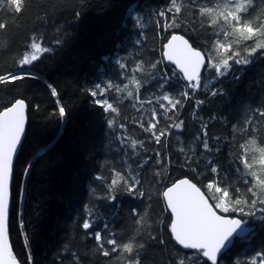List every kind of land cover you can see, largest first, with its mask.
I'll return each instance as SVG.
<instances>
[{"label":"trees","instance_id":"1","mask_svg":"<svg viewBox=\"0 0 264 264\" xmlns=\"http://www.w3.org/2000/svg\"><path fill=\"white\" fill-rule=\"evenodd\" d=\"M222 2L195 0L193 4V0H177L181 12L168 13L175 23L167 31L156 24L157 19L164 18L152 14L166 10L170 0H24L22 12L15 14L0 4L3 9L0 21L7 25L0 30V75L18 71V61L26 49L30 50L33 38L41 41L42 47L53 49L38 53L40 58L26 66L32 78L0 83V111L23 99L29 112L26 137L15 164L9 222L11 244L21 264H28L29 254L32 264H75L72 252L79 256L80 264H108L111 258L100 254L95 241L81 227L84 204H89L98 216L107 215L109 208L117 209L115 228L124 242L133 243V252L126 254L129 258L138 256L141 264H181V261L202 264L205 258L196 255V251L186 252L175 243L170 231L172 215L163 192L188 178L215 204L221 194L215 192V187L208 189L209 182L227 189L231 198L237 195V187H247L243 183L245 177L236 168L246 171L239 160L244 154L241 145L247 149L250 161L259 156L257 149L264 146V117L255 112L256 108L264 107V56L257 53L250 64L233 65L231 72L220 79L215 78L214 70H205L201 89L192 99L185 100L184 107L175 114L173 122L184 121L182 131L170 129L160 143L140 124L147 127L151 110L157 113L163 110L155 100L151 104L138 103L137 97L144 101L150 92H157V81L152 79L157 71L171 76L176 69L163 55L172 35L186 36L204 52L214 47L216 39L223 43L234 39L224 37V31L230 29L223 25L222 19L215 25L211 23L216 13L211 16L199 13V8H215ZM247 15L264 16V0H253ZM137 16L141 17L142 27L133 28ZM140 31L145 34L143 43L136 45ZM56 40L62 43L57 45ZM245 43L252 41L241 42L240 47ZM117 45L122 47L118 49ZM116 52L130 67L141 59L145 61L144 70L128 73L135 75L139 88L136 83L121 81L118 66L104 59ZM151 63H156L155 69ZM106 76L115 77V83L121 85L128 83L122 91L113 89L108 93L119 115L105 114L91 103L89 85ZM205 83L219 94L210 95ZM186 84L184 79L173 78L165 91L175 95ZM48 85L54 86L59 95L53 97ZM184 90L193 93L190 88ZM129 91L133 93L131 98L127 96ZM197 99L204 101L198 108ZM60 106L66 109L63 118L59 115ZM105 115L115 117L114 127L118 130L119 124L127 127L123 145L126 159L121 157L120 141L109 135ZM249 118L252 123L245 126ZM165 123L168 122L161 119V124ZM204 125L212 152L202 148ZM198 135L200 140L195 139ZM132 140L137 141L135 149ZM206 156L212 164L204 167ZM143 160L148 163L139 168ZM212 166L217 167L216 173L211 172ZM113 167L125 175L140 172L144 197L127 194L121 181L114 204L97 200L89 190L92 177L99 172L108 176L110 182ZM133 208L143 215V223L135 222L136 218L130 214ZM242 218L254 227V237L250 241L237 240L219 264H250L253 258L260 264L261 256L257 254L264 251V222ZM96 227H100L99 221ZM140 244L143 246L139 247ZM113 264L121 261L115 260Z\"/></svg>","mask_w":264,"mask_h":264},{"label":"snow or ice","instance_id":"2","mask_svg":"<svg viewBox=\"0 0 264 264\" xmlns=\"http://www.w3.org/2000/svg\"><path fill=\"white\" fill-rule=\"evenodd\" d=\"M0 4L6 5L10 14H15L22 12L24 0H0ZM193 4H195V0H193ZM252 5L253 0H223L222 4H218L215 8H199L201 16H211L216 13L215 18L211 19L213 25L222 19L223 25L230 29V31H224V37L234 38L228 43L216 39L212 49L202 52L194 49L188 40L182 36L172 35L168 40L164 55L170 63L176 65L179 73H183V77L179 76L176 69L172 70L171 76L166 72L157 71L152 77L153 80L157 81V92H150L144 101H140L137 97L138 103L151 104L155 100L159 103V108L163 110L159 113L155 109L151 110L147 127H144L143 123L140 124L145 132L152 134L157 143H160L161 138L169 134V130L172 128L182 131L184 121L173 122L175 114L184 107L185 100L192 99L195 92L201 89V69L205 68V56H208V68L205 70H214L216 79H220L231 72L233 65L246 66L250 64L252 62L251 58L256 56L257 53L264 56V16H248L247 13ZM2 11L3 9L0 8V12ZM173 11L175 13L181 12V8L177 6V0H170V6L166 10L153 13L154 16L164 18L163 21L156 20L157 26H163L165 31L173 26L175 18L168 16V13ZM140 21L141 17L137 16L133 21V28L142 27ZM6 27V23L0 21V30ZM125 27H127V24H125ZM144 35V32L140 31L134 43L136 45L142 44ZM247 41H252V43H245L241 48V42ZM55 43L59 45L62 41L56 40ZM120 47L122 45H117L118 49ZM51 51H53L51 47H42L41 41L33 38L30 43V50L26 49L25 54L18 61V71L0 75V83L8 84L17 80L32 78L33 74L25 70L26 66H31L33 62L40 58L38 53H49ZM104 59L110 64L118 66L121 81L136 83L139 88V81L136 80L135 75L129 76L128 73L144 70L142 66L145 61L143 59L133 67H130L124 61L119 52ZM150 66L155 69L156 63H151ZM173 78L177 80L184 79L188 83L183 85L175 95H170L165 89ZM115 79V77L106 76L93 80L89 85L88 94L92 98L91 103L99 107L105 114L111 112L119 115V109L114 106V102L110 100L108 93L113 89L120 92L128 87V83L121 85L115 83ZM48 87L53 97L59 95L54 86L48 85ZM188 88L193 90L192 95L184 90ZM204 88L212 96L219 94L215 88H210L207 83L204 84ZM132 95L131 91L127 93L129 98ZM181 96L184 98L183 100L179 98ZM161 101L167 102V104ZM195 103L198 108L204 101L197 99ZM135 106L133 104V107ZM25 107V101L17 99L11 107L0 111V264H20L9 243V211L13 159L24 133ZM169 112H172L173 115L169 116ZM255 112L258 113L259 117H264V107L256 108ZM59 115L62 118L66 115V109L63 106L59 107ZM161 119L168 123L161 124ZM105 120L109 135L120 141L121 157L126 159L127 153L123 150L124 139L127 138L126 125L119 124L118 128L123 130L120 131L117 127H114V116L105 115ZM251 123V118H249L246 120L245 126ZM158 125L160 126L158 127ZM233 127L236 126L233 125ZM203 128L202 148L205 152H212L214 149L210 147L207 139V125H204ZM177 139H180V137H177ZM195 139L200 140V136L198 135ZM140 143L142 144L143 141H140ZM136 144L137 141L132 140L131 146L133 149H135ZM241 148H244V154L240 156L239 160L246 171H242L239 166H237L236 171L245 177L243 183L247 187H237L235 198L230 197L227 189L216 186L214 181L209 182L207 188L213 189L215 187V192L221 194L215 204H210L200 188L187 179L180 180L163 192L167 207L172 214L170 231L175 241L184 249H193L196 251V255L205 258L202 264H209V262L210 264H218V258L224 252H227L237 240L243 242L247 239L250 241L254 237V227L242 217H253L264 222V146L257 149L259 156L254 157L251 161L248 159L245 146L241 145ZM215 151H219V149L216 148ZM156 155L159 157L158 152ZM204 159L206 161L204 167L212 164L210 157L206 156ZM147 163V160H143L138 167L143 168ZM210 170L212 173H216L217 167L212 166ZM110 172V182L108 176L99 172L92 177L93 184H90L89 190L97 200H105L108 204H114L117 200V187L121 184V181H123V188L127 194L134 198L144 197L145 193L141 186L140 172L135 175L129 172L125 175L123 171L117 170L115 167L111 168ZM95 207L99 208L100 206L96 205ZM90 208L89 204L84 205L85 218L81 227L85 235L95 241L94 246L100 250V254L103 257L111 258L108 264H113L115 260L121 261V264H141L138 256L134 258L126 256V254L133 252V243L124 242L115 228V221L118 219L117 209L114 207L109 208L107 215L101 214L98 216ZM217 209L220 212H232L235 215H221L218 214ZM130 214L136 218L135 222L137 224L144 222L143 215L136 208H133ZM98 221L100 227H96ZM138 246L142 247L143 245ZM114 253L117 255L113 256ZM71 255L75 264H80L79 256L75 252H72ZM257 255L261 256L260 264H264V251ZM28 264H32L30 254ZM181 264H184V262L181 261ZM250 264H257L256 259L253 258Z\"/></svg>","mask_w":264,"mask_h":264},{"label":"water","instance_id":"3","mask_svg":"<svg viewBox=\"0 0 264 264\" xmlns=\"http://www.w3.org/2000/svg\"><path fill=\"white\" fill-rule=\"evenodd\" d=\"M174 35H177V36H182L184 39H186V40H188V42H189V44L194 48V49H196V50H200V51H202V52H204L203 50H201V49H199V48H197V47H195L193 44H192V42L186 37V36H184V35H182V34H174ZM171 38V37H170ZM167 44V43H166ZM165 44V45H166ZM165 51H166V48H165V46H164V52H163V55H164V53H165ZM164 59L166 60V62L169 64V65H171V66H173V67H175L176 69H177V67H176V65L175 64H172V63H170L168 60H167V58L165 57V55H164ZM207 65H208V57L207 56H205V68L204 69H201V77L203 76V73L205 72V69H206V67H207ZM177 71L179 72V70L177 69ZM182 76H183V73H180ZM186 81V80H185ZM187 82V81H186ZM188 83V82H187ZM25 105H26V107H25V110H24V119H25V125H24V133H23V135H22V137H21V142H20V144H19V146H18V148H17V152H16V154H15V156H14V159H13V171H12V178H11V198H10V211H9V222H10V214H11V210H12V187H13V181H14V170H15V164H16V161H17V158H18V155H19V153H20V150H21V148H22V145H23V143H24V140H25V137H26V130H27V126H28V105H27V103L25 102ZM185 179H187V180H189L191 183H193V184H195L198 188H200V190H201V192L205 195V197H206V199H208V201H209V203L210 204H213L212 203V201H211V199H210V197L206 194V192L200 187V186H198L196 183H194L192 180H190V179H188V178H185ZM183 180V179H182ZM180 181V180H179ZM179 181H177L176 183H178ZM175 184V183H174ZM173 184V185H174ZM172 185V186H173ZM171 187V186H170ZM165 201H166V199H165ZM166 205H167V201H166ZM168 208V207H167ZM168 210H169V212H170V214H171V210L168 208ZM217 212H218V214H221L218 210H217ZM172 215V214H171ZM222 215V214H221ZM173 239H174V237H173ZM174 241H175V239H174ZM9 243H10V245H11V248H12V251H13V254L16 256V254H15V252H14V250H13V247H12V244H11V239H10V230H9ZM175 243L180 247V248H182L183 250H185V251H187V252H191V251H195V250H193V249H184L181 245H179L176 241H175ZM232 248V247H231ZM230 248V249H231ZM229 249V250H230ZM228 250V251H229ZM227 251V252H228ZM226 252H224L219 258H218V264H219V261H220V259L222 258V256L225 254ZM17 257V256H16ZM18 259V258H17ZM19 261V260H18ZM20 262V261H19ZM210 263V262H209ZM21 264V263H20Z\"/></svg>","mask_w":264,"mask_h":264},{"label":"bare ground","instance_id":"4","mask_svg":"<svg viewBox=\"0 0 264 264\" xmlns=\"http://www.w3.org/2000/svg\"><path fill=\"white\" fill-rule=\"evenodd\" d=\"M230 102H232V101H230ZM234 106L236 107V105H235V103H234ZM231 107H233V106H231ZM29 113V112H28ZM39 152V151H38ZM39 154V153H38ZM89 178V177H88ZM86 180H89V179H86ZM86 195V194H85ZM84 199V198H83ZM86 199V198H85ZM84 201H88V200H84ZM84 203V202H83ZM85 205V204H84ZM82 209V208H81ZM247 221V220H246ZM233 247V246H232ZM180 248V247H179Z\"/></svg>","mask_w":264,"mask_h":264}]
</instances>
